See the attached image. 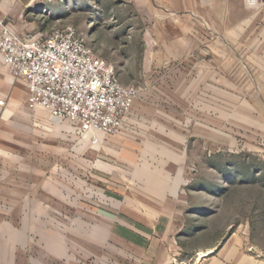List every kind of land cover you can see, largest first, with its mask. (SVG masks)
I'll return each instance as SVG.
<instances>
[{
  "label": "rangeland",
  "instance_id": "obj_1",
  "mask_svg": "<svg viewBox=\"0 0 264 264\" xmlns=\"http://www.w3.org/2000/svg\"><path fill=\"white\" fill-rule=\"evenodd\" d=\"M143 2L0 0L13 30L71 27L136 88L122 128L129 146L105 159L85 156L58 126L0 111V264H137L116 241V221L129 220L120 212L170 190L177 174L205 207L201 237L264 244V0L227 10L221 25L191 15L184 26ZM162 19L165 33L184 35L188 56H166Z\"/></svg>",
  "mask_w": 264,
  "mask_h": 264
},
{
  "label": "crops",
  "instance_id": "obj_2",
  "mask_svg": "<svg viewBox=\"0 0 264 264\" xmlns=\"http://www.w3.org/2000/svg\"><path fill=\"white\" fill-rule=\"evenodd\" d=\"M143 4L144 8L166 11L164 17H167L168 12H172L171 14L175 17L171 25L176 26L188 24L189 18H192L191 15L209 19L207 24L221 25L223 19L220 21L216 19L227 18V10L246 8L244 0H144ZM218 11H225V13ZM163 21L164 19L159 22L160 34H166L170 38L166 56L169 59L188 56L189 50L183 53L184 46L187 45H181V48L178 45L185 41L184 35L178 34L172 37L165 33V29L162 28ZM193 53L191 51V55H194ZM27 96L28 91L24 81L15 79L11 75L0 55V101H2L0 111L10 106V113L15 115L20 122L23 119L22 116L26 114L29 115V121L32 123L38 122L39 124L40 120L45 121L47 129L50 126H58L56 132L62 135L63 140L66 137L74 138L77 139L81 150L82 148L83 150L90 149V151H85V156L90 152L92 156L105 159V156L119 153L124 146H129L123 142L127 133L123 132L125 129L122 130V128L124 124L127 126L131 122L129 115L134 101L119 131L114 135L97 133L99 141L97 144H92L90 142L92 133H81L68 120H65L68 126L65 124L59 126L57 125L59 123H54L48 116L45 119L44 115L48 113L45 108H28ZM25 107L29 109L27 110L29 114L25 113ZM49 132H44V134L50 135ZM60 135L56 136L60 137ZM177 169H183V167L179 164ZM174 183L170 190L165 187L159 193H152L150 197L148 196L149 200L144 206L135 207L129 203L127 209H124L126 213L119 211L122 218L129 220L128 223L116 221V241L127 247L131 260L137 264H264V244L262 243L237 235L227 238V232L214 238L201 237L199 224L203 216L200 214L205 207L194 205L191 196L182 189L184 184L181 174H177ZM195 207L197 212L194 210ZM96 210L90 211L86 208L82 213L87 215L90 212L96 217L104 218L103 210ZM192 215L195 216L194 220L190 219ZM131 250L134 251L133 255L130 253Z\"/></svg>",
  "mask_w": 264,
  "mask_h": 264
},
{
  "label": "built area",
  "instance_id": "obj_3",
  "mask_svg": "<svg viewBox=\"0 0 264 264\" xmlns=\"http://www.w3.org/2000/svg\"><path fill=\"white\" fill-rule=\"evenodd\" d=\"M0 55L11 75L24 81L28 108H45L50 119L92 133V144L97 133L116 134L131 110L136 88L122 84L114 66L71 27L17 32L0 13Z\"/></svg>",
  "mask_w": 264,
  "mask_h": 264
},
{
  "label": "bare ground",
  "instance_id": "obj_4",
  "mask_svg": "<svg viewBox=\"0 0 264 264\" xmlns=\"http://www.w3.org/2000/svg\"><path fill=\"white\" fill-rule=\"evenodd\" d=\"M54 120H56V119H54Z\"/></svg>",
  "mask_w": 264,
  "mask_h": 264
}]
</instances>
